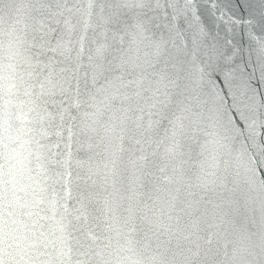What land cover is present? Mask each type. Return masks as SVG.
I'll return each mask as SVG.
<instances>
[{"label": "snow or ice", "instance_id": "snow-or-ice-1", "mask_svg": "<svg viewBox=\"0 0 264 264\" xmlns=\"http://www.w3.org/2000/svg\"><path fill=\"white\" fill-rule=\"evenodd\" d=\"M0 264H264V0H0Z\"/></svg>", "mask_w": 264, "mask_h": 264}]
</instances>
